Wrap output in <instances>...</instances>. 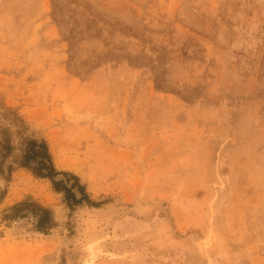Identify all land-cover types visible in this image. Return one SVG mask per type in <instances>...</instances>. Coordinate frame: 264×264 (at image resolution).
<instances>
[{
  "label": "rangeland",
  "instance_id": "obj_1",
  "mask_svg": "<svg viewBox=\"0 0 264 264\" xmlns=\"http://www.w3.org/2000/svg\"><path fill=\"white\" fill-rule=\"evenodd\" d=\"M0 99L101 203L0 177V264H264V0H0Z\"/></svg>",
  "mask_w": 264,
  "mask_h": 264
},
{
  "label": "trees",
  "instance_id": "obj_2",
  "mask_svg": "<svg viewBox=\"0 0 264 264\" xmlns=\"http://www.w3.org/2000/svg\"><path fill=\"white\" fill-rule=\"evenodd\" d=\"M18 168L29 171L35 177L49 180L52 188L63 194L70 208L83 203L94 207L101 204L91 200L79 176L56 167L48 142L33 134L18 109L0 99V177L9 180ZM2 196L3 193H0ZM2 219L8 222L28 219L34 229L41 233H48L55 226L53 212L31 198L9 206Z\"/></svg>",
  "mask_w": 264,
  "mask_h": 264
}]
</instances>
